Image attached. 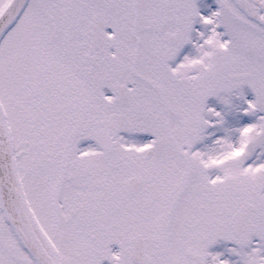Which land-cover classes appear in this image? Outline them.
<instances>
[{
  "label": "snow or ice",
  "instance_id": "1",
  "mask_svg": "<svg viewBox=\"0 0 264 264\" xmlns=\"http://www.w3.org/2000/svg\"><path fill=\"white\" fill-rule=\"evenodd\" d=\"M0 264H264V0H0Z\"/></svg>",
  "mask_w": 264,
  "mask_h": 264
}]
</instances>
